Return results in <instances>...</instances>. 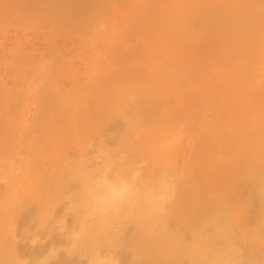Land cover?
<instances>
[{
    "label": "rangeland",
    "instance_id": "obj_1",
    "mask_svg": "<svg viewBox=\"0 0 264 264\" xmlns=\"http://www.w3.org/2000/svg\"><path fill=\"white\" fill-rule=\"evenodd\" d=\"M0 264H264V0H0Z\"/></svg>",
    "mask_w": 264,
    "mask_h": 264
},
{
    "label": "bare ground",
    "instance_id": "obj_2",
    "mask_svg": "<svg viewBox=\"0 0 264 264\" xmlns=\"http://www.w3.org/2000/svg\"><path fill=\"white\" fill-rule=\"evenodd\" d=\"M125 188H126L125 183H122L120 185V187L117 189H114L111 186L107 185L105 188L107 190H106V192H104V194L102 196H103V198L108 196L109 199L116 198V197L120 196V193L123 192Z\"/></svg>",
    "mask_w": 264,
    "mask_h": 264
}]
</instances>
